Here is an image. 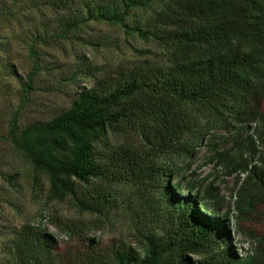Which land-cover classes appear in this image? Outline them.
I'll return each mask as SVG.
<instances>
[{"label":"trees","instance_id":"trees-1","mask_svg":"<svg viewBox=\"0 0 264 264\" xmlns=\"http://www.w3.org/2000/svg\"><path fill=\"white\" fill-rule=\"evenodd\" d=\"M39 2L56 17L32 24V64L24 76L7 60L21 100L9 110L0 140L47 176L52 198L69 197L95 215L126 209L133 222L135 244L119 239L101 245L86 236L77 263L264 264V235L243 255L231 243L229 223L234 217L248 233L244 222L264 217V0ZM135 8L151 14L130 27L162 42L166 63L144 60L96 76L92 84H78L59 112L21 119L40 69L39 45L89 20L124 23ZM12 9L0 1L9 28L17 20ZM202 119L247 131L245 144L225 164L229 173L243 174L236 179L234 215L221 211L217 186H182L176 163L162 159L191 152L207 131ZM122 183L136 186L135 197L122 199L116 186ZM60 240L43 219L27 220L12 229L6 252L15 264H74L60 252Z\"/></svg>","mask_w":264,"mask_h":264},{"label":"rangeland","instance_id":"rangeland-1","mask_svg":"<svg viewBox=\"0 0 264 264\" xmlns=\"http://www.w3.org/2000/svg\"><path fill=\"white\" fill-rule=\"evenodd\" d=\"M12 5L9 28L4 24L7 15L0 16V130L5 131L9 110L20 102L18 83L10 74L7 60L17 72L25 75L32 64L27 43L32 24L40 20H53L52 10L39 7L41 0H0ZM151 14L150 8H135L124 23L89 20L66 37L39 45L40 69L35 77V87L25 101L21 119L44 118L66 107L78 84H92L96 76L115 74L144 60L164 64L168 48L151 37H143L130 26ZM11 104V107H10ZM200 120L205 135L191 152L167 153L162 159L176 163L177 175L183 186L195 181L201 190L207 184L218 188L221 211L234 215L236 179L240 172L229 173L227 158L237 148H242L247 131L240 125L225 128L219 123L210 126ZM204 124V125H203ZM218 152L222 156H217ZM221 157L226 158L222 160ZM121 197L133 198L136 186L116 185ZM47 176L36 172L30 162L8 142L0 140V264H15L6 252L12 229L27 220L45 219L48 228L60 240V252L69 262L77 263L85 253L86 236L98 238L101 245L119 239L135 244L133 222L126 209H115L107 215H95L79 210L69 197L64 200L49 195ZM138 203H135V206ZM66 223L71 231L60 227ZM231 243L241 254L254 249L256 237L264 235V217L244 222L241 231L235 218L229 220ZM253 235H251V234ZM77 257V258H76ZM83 262L82 260H79Z\"/></svg>","mask_w":264,"mask_h":264},{"label":"built area","instance_id":"built-area-1","mask_svg":"<svg viewBox=\"0 0 264 264\" xmlns=\"http://www.w3.org/2000/svg\"><path fill=\"white\" fill-rule=\"evenodd\" d=\"M43 218H44V217H43ZM43 218H42V219H43ZM43 221H45V219H44ZM46 224H47V226H48V223H47V222H46ZM49 230H50V229H49ZM51 231H53V230H51ZM53 232H54V231H53ZM54 233H55V232H54ZM55 234H56V233H55Z\"/></svg>","mask_w":264,"mask_h":264}]
</instances>
